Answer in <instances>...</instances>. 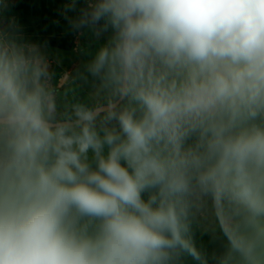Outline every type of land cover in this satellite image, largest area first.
<instances>
[{
    "label": "clouds",
    "instance_id": "9594fccd",
    "mask_svg": "<svg viewBox=\"0 0 264 264\" xmlns=\"http://www.w3.org/2000/svg\"><path fill=\"white\" fill-rule=\"evenodd\" d=\"M69 23L111 35L63 89L0 29V264H209L207 198L218 264H264V0H87ZM77 81L93 102L61 105Z\"/></svg>",
    "mask_w": 264,
    "mask_h": 264
},
{
    "label": "rangeland",
    "instance_id": "374dc122",
    "mask_svg": "<svg viewBox=\"0 0 264 264\" xmlns=\"http://www.w3.org/2000/svg\"><path fill=\"white\" fill-rule=\"evenodd\" d=\"M69 3L70 0H0V4L5 5L0 6V29L9 31L22 42L35 44L40 51L43 47L72 51L79 58V66H86L111 32L97 38L89 29L74 30L69 20L79 16L80 10L87 6V0H77L76 11H66ZM43 54L50 57L48 53ZM51 66L62 88L67 81L65 74L74 65L69 68L57 60ZM223 223L211 198L206 199L192 218V238L196 247L207 256L209 264H218L228 253L229 240L222 231ZM185 264L195 262L188 257Z\"/></svg>",
    "mask_w": 264,
    "mask_h": 264
},
{
    "label": "crops",
    "instance_id": "0c3cea01",
    "mask_svg": "<svg viewBox=\"0 0 264 264\" xmlns=\"http://www.w3.org/2000/svg\"><path fill=\"white\" fill-rule=\"evenodd\" d=\"M41 49H42L41 50L42 53H48L50 55L48 60L51 64H56L57 60H59L61 61V63L64 62L66 65H68L69 68L74 65V67H72L70 71H68V73H66L64 76V78L67 79V81L70 79L71 76H74L76 74L77 69H80L79 72H83L85 69V66H81V65L79 66L78 64L79 58H77V56L72 51H62L47 47H43ZM77 85L78 86L74 87V91L70 92L66 98L63 97L61 98L60 100L61 105H63L64 103L70 104L75 102L76 100H79L81 102H88V103L93 102L89 97V92L91 90L90 83H85L84 81H77ZM66 86L67 84L64 85L63 87ZM63 87L61 89H63Z\"/></svg>",
    "mask_w": 264,
    "mask_h": 264
}]
</instances>
